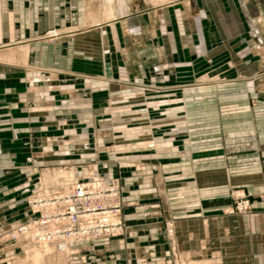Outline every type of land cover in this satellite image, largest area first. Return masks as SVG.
Returning <instances> with one entry per match:
<instances>
[{
	"label": "crops",
	"instance_id": "0c3cea01",
	"mask_svg": "<svg viewBox=\"0 0 264 264\" xmlns=\"http://www.w3.org/2000/svg\"><path fill=\"white\" fill-rule=\"evenodd\" d=\"M207 59L226 61V78L199 83ZM172 62L176 81H156ZM263 94L264 0H0V198L24 216L45 167L85 163L75 181L94 165L119 179L124 231L90 244V264H156L190 254L191 238L240 262L257 241L263 264ZM236 188L257 196L247 213L225 212ZM167 215L182 219V244L166 236Z\"/></svg>",
	"mask_w": 264,
	"mask_h": 264
},
{
	"label": "rangeland",
	"instance_id": "374dc122",
	"mask_svg": "<svg viewBox=\"0 0 264 264\" xmlns=\"http://www.w3.org/2000/svg\"><path fill=\"white\" fill-rule=\"evenodd\" d=\"M161 1H167V0H158V2ZM187 1V0H182ZM190 4L193 5V3L196 0H189ZM207 3V1L203 0V4ZM253 8V5H252ZM252 13L254 12L253 9L251 10ZM219 29L223 34H226V30L229 27L227 19H226V12H223V15H219ZM195 21V20H194ZM195 28L197 29L198 35L201 34V25L199 22H194ZM239 27H234L235 33L239 32ZM238 29V30H237ZM245 44V43H244ZM246 46V45H245ZM245 46H243V43L236 42L235 48L244 49ZM209 51V50H208ZM208 54V53H207ZM206 65L212 63V66H214L213 69H210V73H204L198 75L196 78H198L199 83L203 82H210V81H216L220 79L226 78L224 75V71L222 68L219 69V67H223L227 64L226 61H223V63L215 62V60L209 61V59L205 60ZM166 64L167 70H162L159 76H156V81H164V82H174L176 81V74L172 71V65ZM219 69V70H217ZM264 95V94H263ZM258 98V97H257ZM144 101V100H143ZM174 105H166V106H159L157 108L162 109V114H173L174 112H171L170 109ZM254 106L253 100H251V107ZM151 108V106L148 105V102L145 103V105H142L141 110H139L137 113H148V109ZM178 116V119H182L181 122H184L186 124V121L184 120L183 111L176 112ZM184 133V137L188 136V132L186 129L182 131ZM36 157V154H26L24 160H20L19 163H22V168H14L10 170V176L12 179H17L18 177H22L25 175V173L28 171L29 167L32 165V162H34ZM77 162H81V158H77ZM85 163H65L60 161L56 164L50 165L47 168L43 169L41 174H39L36 178V188H33V190L29 194H25L24 198H26L24 201L26 203V206L29 209V214H24V216L19 217L16 215L15 208L11 207V200L3 201L2 198H0V264H90L91 259H99L100 255L96 252L89 254L87 251V247L92 243H85V244H77L72 246V251L65 252V251H56L53 248H44L42 246L31 244L29 241L19 237L15 238L12 237V229L15 228V226L19 223L25 222L30 217L31 209L29 201L31 197L36 194L39 191L45 190V187H49V189H54L58 187L56 185L61 180H73L75 176L77 175V172L75 169L72 168H78L81 167ZM92 164V163H91ZM86 170L85 179L91 177L92 173L96 171L94 168V165H88ZM263 171H264V164H263ZM103 174V173H102ZM109 176V175H108ZM110 177V176H109ZM12 188V187H11ZM23 190V188H22ZM254 199H257L256 195H249L246 192H243L241 189H230V204L229 207L225 210L226 213H232V214H241V213H247L251 210V203ZM10 206V207H9ZM5 211H8L10 216L9 218H4L3 214ZM6 214V213H5ZM12 214V215H11ZM23 215V214H22ZM124 216V215H123ZM3 220L7 221L4 224ZM163 229L166 233V236L170 239V242L175 243H181L182 239H184L185 235L182 233V219L181 218H173L170 215H167L166 217H163L162 222ZM203 225V224H202ZM171 229V230H170ZM194 230V227L192 226V229ZM190 236V235H189ZM113 238V237H112ZM111 239V238H110ZM108 240V243L110 241ZM187 242L188 246L193 249L191 253H187V251H179L177 248L171 249L170 254L166 257L165 261L159 260L156 264H262V261H259V255L262 252L261 249H259V243L254 242V245L257 247L254 250H251V255L249 256L248 260H241V262L236 258L235 256H232V253L230 250L224 249V247L219 251L218 253L214 250H207L204 248V246H209L211 243L207 242L206 240L202 241L204 246L202 247L199 245V242H197L196 246H194V239L191 238V240H188ZM27 242V243H26ZM29 242V243H28ZM222 243V242H221ZM186 244V245H187ZM206 244V245H205ZM223 246H227L226 242H223ZM187 247V246H186ZM188 248V247H187ZM261 250V251H260ZM215 252V253H214ZM38 253V254H37ZM212 253V254H211ZM217 253V254H216ZM37 254V256H36ZM40 255V256H39ZM90 255V256H88ZM36 256V257H35ZM91 257V258H90ZM223 257L224 260L221 262L220 258ZM197 260V262L195 261ZM264 261V260H263ZM248 262V263H247ZM264 264V263H263Z\"/></svg>",
	"mask_w": 264,
	"mask_h": 264
},
{
	"label": "built area",
	"instance_id": "2783aa9c",
	"mask_svg": "<svg viewBox=\"0 0 264 264\" xmlns=\"http://www.w3.org/2000/svg\"><path fill=\"white\" fill-rule=\"evenodd\" d=\"M29 204L30 217L11 232L34 245L49 243L57 251L99 239L106 245L124 231L119 179L96 171L87 179L39 191Z\"/></svg>",
	"mask_w": 264,
	"mask_h": 264
},
{
	"label": "bare ground",
	"instance_id": "6f19581e",
	"mask_svg": "<svg viewBox=\"0 0 264 264\" xmlns=\"http://www.w3.org/2000/svg\"><path fill=\"white\" fill-rule=\"evenodd\" d=\"M97 172V171H96ZM107 175V174H106ZM108 176V175H107ZM71 181V180H70ZM73 181V180H72ZM62 182H69V180H61L60 182H58L56 185H59L60 183H62ZM46 191H48L49 190V187H45L44 188ZM27 243V242H26ZM29 243V242H28ZM38 246H42V247H44V248H53L52 246H51V244H49V243H44V244H41V245H38ZM54 249V248H53ZM72 248L71 247H66V250H65V252L67 251V252H69V251H72L71 250ZM54 250H56V249H54ZM57 251V250H56ZM38 254V253H37ZM37 254H36V256H37ZM35 256V257H36ZM40 256V255H39ZM38 257V256H37Z\"/></svg>",
	"mask_w": 264,
	"mask_h": 264
}]
</instances>
